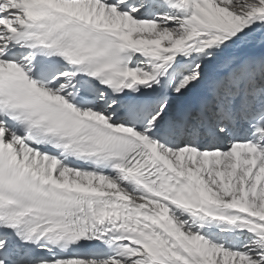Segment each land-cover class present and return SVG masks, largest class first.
<instances>
[{
    "label": "snow or ice",
    "instance_id": "1",
    "mask_svg": "<svg viewBox=\"0 0 264 264\" xmlns=\"http://www.w3.org/2000/svg\"><path fill=\"white\" fill-rule=\"evenodd\" d=\"M0 264H264V0H0Z\"/></svg>",
    "mask_w": 264,
    "mask_h": 264
}]
</instances>
